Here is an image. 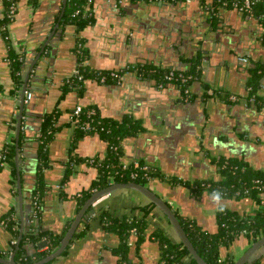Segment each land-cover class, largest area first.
I'll use <instances>...</instances> for the list:
<instances>
[{"label":"crops","instance_id":"0c3cea01","mask_svg":"<svg viewBox=\"0 0 264 264\" xmlns=\"http://www.w3.org/2000/svg\"><path fill=\"white\" fill-rule=\"evenodd\" d=\"M67 5L68 0L64 6L63 0H37L35 5L31 0H18L7 28L11 47L25 55L23 75L29 74L28 90L32 92L19 134L23 215L30 216L29 192L40 174L37 136L43 120L54 109L58 111V129L48 144V165L41 169L46 183L41 198L43 228L56 235L68 229L81 208L75 194L88 189L97 176L96 167L82 161L60 185L74 135L71 116L76 106L95 108L107 119L119 121L128 115L141 122L138 133L119 142L121 162L138 160L155 168L163 178L153 177L146 186L179 215L213 232L220 207L239 214L252 213L257 206L251 199L204 192L194 195L176 181L219 179L213 156L236 157L253 168H264V106L255 105L246 88L247 67L264 63L263 29L258 19L218 5L214 9L216 26L211 27L210 6L200 0H91L92 23L77 29L74 23L63 22ZM50 35L51 40L41 50ZM78 39L87 52L84 64L89 69L132 68L116 82L88 78L80 92L71 90L60 98L61 86L78 61ZM7 54V43L0 34V148L15 140L20 96V90L15 95L10 92L13 81ZM197 56L200 75L190 81L188 97L174 83L160 82L141 70L144 65L184 70ZM240 57L248 62L243 63ZM263 93L264 76L260 86ZM232 95L237 99L232 100ZM106 149L107 143L98 133H89L79 136L72 154L89 160L104 157ZM15 181L16 170L13 174L10 164L5 163L0 170V216L15 209L20 229ZM149 203L132 189H116L99 197L78 226L85 227V234L69 243L52 264H118L113 250L119 236L104 229L100 211L140 218L144 215L141 207ZM147 212L146 237L136 246L132 233L128 264H160V246L149 236L155 228L177 240L157 207ZM11 239V233L0 224V252L8 251ZM252 243L240 234L219 248L220 258L236 261ZM249 264H264V245L249 258Z\"/></svg>","mask_w":264,"mask_h":264},{"label":"trees","instance_id":"16d2710c","mask_svg":"<svg viewBox=\"0 0 264 264\" xmlns=\"http://www.w3.org/2000/svg\"><path fill=\"white\" fill-rule=\"evenodd\" d=\"M31 1L33 5H35L37 0ZM200 1L201 3L208 4L211 8L214 7V9L217 6V0ZM1 3L2 17L0 18V34L7 43V62L11 70V77L13 81L10 92L15 95L22 87V65L25 55L23 52H16L10 45L7 33L8 25L13 21V19L7 15L10 0H1ZM88 5L89 2L87 0H68V5L63 15V22L74 23L77 25V29H81L92 23V14ZM76 10L79 11L77 14H74ZM214 11L215 10L209 12L211 27L216 26ZM252 14L258 19L263 29L262 41L264 43V0H260L253 6ZM77 43L82 45L79 39ZM86 57L87 52L82 46L80 54L77 55V68L80 73L83 74V79L79 80L77 77L71 76L62 84L61 94L59 96L60 98H62L68 91L71 90H78V92H80L83 82L86 79L90 78L96 80L98 71L91 70L84 64ZM199 64L200 56H197L196 58L192 59L190 65L184 70H178L175 68H165L158 70L151 65H144L142 68H140L144 73L155 77L158 81L162 82L164 74L171 69L174 71H181L185 75H190L192 79L199 77ZM117 71L119 76H121V74L126 71V69L122 68ZM247 72L248 77L246 81V88L248 92V98L253 99L255 105L263 107L264 93L260 94V86L261 79L264 76V63H252L247 67ZM111 81L116 82V80H107V82ZM225 95L227 96V94H223L222 96L224 97ZM82 109L83 111L79 116V123L85 121L88 122L93 128H99L98 134L106 141L107 149L104 157L101 159L96 157L91 163L97 169V176L91 182L89 188L85 191H82L81 197L77 198L78 208L83 205V203L94 191L103 189L112 183L133 181L142 185L146 184V179L143 176L142 171H138L139 175L132 178L130 177L132 166H129L127 169L121 168L122 150L119 146V142L122 139L136 134L142 129L141 122L128 115L124 116L119 121L107 119L103 118L95 108L83 107ZM87 109H94V113L87 117ZM57 117L58 111L57 109H54V111L49 113L43 120L40 136L37 137L39 143L37 151L38 169L40 174L37 176V181L35 188L32 191L31 198L32 200L37 198L40 203V207L37 211V217L35 221L30 222L29 216L28 221L24 222L20 239L18 241L19 227L16 210L11 208L0 216V224L11 233L12 238H15L16 241H18L13 244L11 252H0V257L8 258L11 254H13V259L16 263L32 264L40 261L58 247L63 235L67 230L65 229L63 233L56 235L44 229L40 223L41 198L46 189V183L41 176V169L48 165L47 148L54 133L58 129V127L55 125ZM79 126L80 124H76L74 127V135L70 140L69 158L66 162L60 185H64L69 180V177L74 170L75 164L82 161L89 162V160L86 158L72 154V150L76 147L77 140L80 135L96 132L93 130L89 132L84 131ZM1 150H3L5 153L4 162L10 164L12 173L14 174V141L11 140V142L3 145ZM211 161L218 168V173L220 176L219 179L206 178L192 181L181 180L176 182L187 187L194 195H200L201 192L207 190L209 193L216 196L234 197L237 199L249 197L257 206L256 209L250 214H239L225 207H220L216 212L217 230L213 232L201 228L194 220L183 217L176 211L174 212L194 249L207 264H233L234 261L231 258H220L219 248L221 246L229 245L237 236L241 234V231L243 232L242 234L249 237L252 242H255L257 239L264 236V168L256 169L243 159L236 157H225L221 155L211 157ZM1 169L2 165H0V170ZM147 174L151 176V178L157 176L163 178L162 175H159L156 169L151 166L149 167ZM110 177L112 178L110 179ZM13 181L14 180L12 178L11 182L13 183ZM171 182L173 183L174 180H171ZM91 206H89V208L86 210L84 216L88 214L87 212L91 211ZM153 207L156 206L151 202L147 206L141 207V209L144 211V215L140 218L129 217L128 215L116 217L109 214L106 209L100 211L99 218L104 229L107 232H113L119 236V244L113 250L119 257L118 264H128L129 239L132 237V230H134L136 246H138L146 237V229L148 226L146 214L148 213L147 210ZM79 228L80 227H78L74 232L70 243L74 239L80 238L85 234V227L82 229ZM149 236L158 242L161 250L160 257L165 260V264H197L178 239L176 241H172L166 235H164L161 229L155 228ZM41 240L46 241V246L42 248L38 247V243ZM68 245L61 254L66 252ZM186 256L189 257L188 260L184 259ZM53 260L47 261L43 264H52ZM245 264H249V259L245 262Z\"/></svg>","mask_w":264,"mask_h":264},{"label":"water","instance_id":"95a60500","mask_svg":"<svg viewBox=\"0 0 264 264\" xmlns=\"http://www.w3.org/2000/svg\"><path fill=\"white\" fill-rule=\"evenodd\" d=\"M66 0H63V6L65 5ZM237 11V10H235ZM238 12V11H237ZM241 13V12H239ZM242 14V13H241ZM51 40V35L46 39L44 42V45L42 46L43 50L45 46L48 44V42ZM34 62L31 64L30 69L33 67ZM25 62V57H24ZM24 62L22 65V76H23V83L22 87L20 89V96H19V109H18V115H17V122H16V132H15V140H14V146H15V155H14V162H15V170H16V189H17V196L19 200V217H20V229H19V236L18 241L20 239V234L22 232V228L25 221H28L29 216L23 215L22 210V185L20 181V162H19V154H20V145H19V134L23 127L24 118H23V111L24 108L27 106V104L30 102L32 92L28 90V83H29V74H27L25 77L23 75V69H24ZM247 63V62H243ZM27 93L30 94V98H26ZM26 136L29 137V134L27 132ZM39 136V135H38ZM37 136V137H38ZM35 178V176H34ZM33 183H35V180H33ZM35 188V185H33L30 189L31 192H29L30 196V203L32 206V190ZM116 189H132L135 191H138L142 195H144L149 202L154 204L167 218L169 221V224L171 228L173 229L174 234L176 235L177 239L182 243V245L187 249L188 253L190 254L191 258L197 263V264H207L196 252L194 249L192 243L190 242L189 238L187 237L185 231L183 230L182 226L180 225L178 218L176 217V214L173 210V208L160 196H158L156 193H154L151 189H149L146 185H142L137 182H116L112 183L109 186L99 189L95 192H93L88 199L83 203L81 208L78 210L77 214L73 218L70 226L68 227L67 231L65 232L64 236L62 237L60 244L58 247L49 255L44 257L38 262L32 263V264H43L47 261L53 260L56 257H58L62 251L66 248V246L70 243V240L72 239V236L76 229L78 228L80 221L82 220V217H84L86 210L89 208V206L99 197L108 194ZM17 241V242H18ZM264 245V236L257 239L255 242L251 244V246L236 260L233 264H245V262L262 246ZM46 246V241L41 240L38 243V247L42 248ZM0 263L1 264H20L16 263L13 259V254H11L8 258L0 257Z\"/></svg>","mask_w":264,"mask_h":264},{"label":"built area","instance_id":"2783aa9c","mask_svg":"<svg viewBox=\"0 0 264 264\" xmlns=\"http://www.w3.org/2000/svg\"><path fill=\"white\" fill-rule=\"evenodd\" d=\"M89 3L91 2V0H87ZM260 0H217V6H222L225 8H229V9H233V10H237L238 12L241 13H246L248 15H252V8L253 6L259 2ZM17 4H18V0H10L9 6H8V17H10L11 19H14L16 10H17ZM210 10L213 11L214 7H210ZM79 10H76L74 12V14H77ZM81 47L82 45L80 43H77L76 45V54L79 55L80 51H81ZM242 62H248L246 57H240L239 58ZM8 61V59H7ZM78 62L76 64V67L74 68L72 75L73 77H77L79 80L83 79V74L80 73V71L77 68ZM130 68H132L131 66L126 67V70H129ZM120 78L119 73L117 70H109V71H102V72H98V76H96V81L100 82V83H106L108 79L111 80H116L118 81V79ZM192 78L190 75H185L183 74L181 71H174L173 69L167 71L164 76H163V82H172L174 83L184 94L185 97L189 96V83L188 81H190ZM161 85V83H160ZM26 98H30V94L27 93ZM230 98L232 100H236L237 97L232 95L230 96ZM253 100V99H252ZM83 107L81 106H76L73 111H72V116H71V121L74 125L76 124H80V128L84 131H95L96 133H98L99 128H93L88 122H81L79 123V116L81 114V112L83 111L82 109ZM94 113V109H87L86 110V116H90ZM4 157H5V153L3 150H1L0 148V165H4ZM101 159V158H100ZM94 161V158H90L89 159V163H92ZM121 168L122 169H127L129 166H132V170L130 172V177L134 178L136 176H138V171H142L143 172V176L146 179V184L147 182L152 179L151 176H149L147 174V171H149V165L138 161V160H134L131 162H121ZM43 169V168H42ZM112 177H110L111 179ZM111 181V180H110ZM145 184V185H146ZM264 188V186H263ZM76 198L81 197V193H76L75 194ZM243 199L248 200L250 199L249 197H244ZM32 209L30 212V222L35 221L36 217H37V211L40 207V203L38 201L37 198H34L32 200ZM132 233L134 234V230H132ZM241 234L243 233L242 231L240 232ZM17 241L15 238H12L10 241V246L8 251L11 252L12 250V246L13 244H15ZM185 260H188L189 257L186 256L184 257ZM160 264H165V260L163 258L160 257Z\"/></svg>","mask_w":264,"mask_h":264},{"label":"rangeland","instance_id":"374dc122","mask_svg":"<svg viewBox=\"0 0 264 264\" xmlns=\"http://www.w3.org/2000/svg\"><path fill=\"white\" fill-rule=\"evenodd\" d=\"M203 192H204V193H209L207 190H206V191H203ZM204 193H203V194H204ZM210 194H211V193H210Z\"/></svg>","mask_w":264,"mask_h":264}]
</instances>
